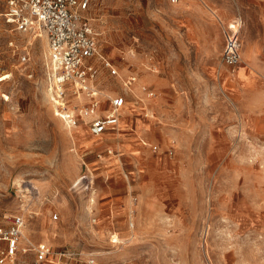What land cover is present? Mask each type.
<instances>
[{"label":"rangeland","instance_id":"rangeland-1","mask_svg":"<svg viewBox=\"0 0 264 264\" xmlns=\"http://www.w3.org/2000/svg\"><path fill=\"white\" fill-rule=\"evenodd\" d=\"M89 1L117 69L98 85L128 101L125 132L103 142L56 115L47 38L0 0V224L24 214L22 246L74 253L65 264H264V0ZM237 18L233 74L223 30Z\"/></svg>","mask_w":264,"mask_h":264},{"label":"built area","instance_id":"built-area-1","mask_svg":"<svg viewBox=\"0 0 264 264\" xmlns=\"http://www.w3.org/2000/svg\"><path fill=\"white\" fill-rule=\"evenodd\" d=\"M2 2L6 16L17 30L24 32L39 30L47 38L51 63L49 92L56 115L68 127H78L82 121H87L91 134L96 137L107 131L117 133L126 100L122 95L108 97L110 106L105 109V114L101 113L98 76L104 69L115 75L117 69L113 61L102 53L98 34L91 18L86 14L90 1L2 0ZM241 27L242 19L237 18L223 30L222 61L231 68L233 74L237 72L242 62ZM136 79V76H130L126 86H132ZM141 89L149 96L154 95L147 86H142ZM80 95H85L88 101L81 106L72 107L70 99ZM106 152L108 155H117L112 148H108ZM98 156L101 157L102 154ZM82 181L86 188L93 190V178L90 173H84L79 179V182ZM54 218L57 219L58 214H54ZM93 221L95 222L96 218ZM26 222L25 215L17 213L6 216L5 223L0 224V264H15L21 252L34 253L31 264H54L66 254L74 255L63 250L55 251L47 242H30L31 246L23 247L22 242L25 239L23 230ZM130 226H133L132 222ZM117 241L118 238H114L113 242ZM93 263L94 259H91L89 264Z\"/></svg>","mask_w":264,"mask_h":264},{"label":"crops","instance_id":"crops-1","mask_svg":"<svg viewBox=\"0 0 264 264\" xmlns=\"http://www.w3.org/2000/svg\"><path fill=\"white\" fill-rule=\"evenodd\" d=\"M240 3H241V7H245V6H251V7H254L255 5H260V1L259 0H240ZM223 49H224V46H223ZM105 70H107V69H104L101 73H100V75L98 76V79H97V86H98V88L100 89V87H99V85H98V83L100 82V79H101V77L103 76V74L105 73L104 71ZM137 83V82H136ZM135 84V83H134ZM101 92H102V94H101ZM111 96L110 94H107V93H104L103 92V90L102 89H100V96H99V99L101 100V107H102V111H101V113H106V108H108L109 106H110V102H109V100H108V98L107 97H105V96ZM115 96H117V95H115ZM122 96H124V95H122ZM125 97V100H126V103H125V105H124V107H123V109H122V116H121V120H122V118H123V115H124V112H123V110H124V108H125V106L127 105V99H126V95L124 96ZM72 101L75 103V102H77V103H79V105L81 106V105H83L84 103H86L87 101H88V99L85 97V95H80L79 97H72L71 99H70V103H72ZM78 105V104H77ZM86 120H88V119H86ZM121 120H120V123H121ZM87 122V121H86ZM86 122H81L80 123V125L78 126V127H85V128H87L88 130H89V128H88V125L86 124ZM119 126H120V124H119ZM120 131H122V130H120V128H119V131L118 132H120ZM89 132H90V130H89ZM122 132H125V130H123ZM91 133V132H90ZM113 134H115V132L114 131H107L105 134H103L102 136H100V137H96V136H94V135H92L93 137H95L96 139H101L102 140V142L105 140V139H111V137H114V135ZM143 142V144H145L146 142L145 141H142ZM104 145V144H103ZM112 147V145H106V150L108 149V148H111ZM105 150V151H106ZM108 156H110L111 157V155H108ZM112 201V200H111ZM114 212V209H113V205L112 206H110V208H109V216L108 217H112V213ZM60 250H63V249H60ZM60 250H58V251H60ZM63 251H65V252H68L67 250H63ZM33 253V252H32ZM30 254V253H29ZM33 255V259H34V253L32 254ZM33 259H32V261H33ZM58 259V258H57ZM66 260H71V261H74V260H76V258H75V256H70V255H64V256H62V257H60L57 261H56V263H54V264H65V261ZM31 261V260H30ZM31 261V262H32ZM31 262H30V264H31Z\"/></svg>","mask_w":264,"mask_h":264},{"label":"bare ground","instance_id":"bare-ground-1","mask_svg":"<svg viewBox=\"0 0 264 264\" xmlns=\"http://www.w3.org/2000/svg\"><path fill=\"white\" fill-rule=\"evenodd\" d=\"M41 36H44V38H45V40H46V37H45V35L43 34V32L42 31H39V30H33V35H32V38L31 39H35L36 37H41ZM48 52V51H47ZM46 54H48V53H46ZM127 83V82H126ZM136 83V82H135ZM104 92V91H103ZM101 94H102V92H101ZM47 97H48V94H47ZM126 113H128V111H124V114H126ZM69 128H74V127H69ZM76 151V150H75ZM116 156V155H115ZM85 208V207H84ZM26 228V227H25ZM24 228V229H25ZM23 232H24V230H23ZM25 234V233H24ZM24 237H25V235H24ZM115 237H116V235H115ZM118 239H119V237H117Z\"/></svg>","mask_w":264,"mask_h":264}]
</instances>
